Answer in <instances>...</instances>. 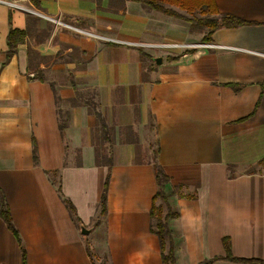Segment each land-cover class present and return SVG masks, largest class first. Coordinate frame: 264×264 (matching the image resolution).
Returning a JSON list of instances; mask_svg holds the SVG:
<instances>
[{"label": "crops", "instance_id": "crops-1", "mask_svg": "<svg viewBox=\"0 0 264 264\" xmlns=\"http://www.w3.org/2000/svg\"><path fill=\"white\" fill-rule=\"evenodd\" d=\"M39 2L0 0V189L28 264H94L88 248L108 264H163L155 164L169 177L175 264L226 256L225 239L264 263V0H215L244 24L207 41V28L135 1ZM11 29L26 36L8 59ZM33 50L50 62L44 80ZM0 264H23L1 216Z\"/></svg>", "mask_w": 264, "mask_h": 264}, {"label": "trees", "instance_id": "trees-1", "mask_svg": "<svg viewBox=\"0 0 264 264\" xmlns=\"http://www.w3.org/2000/svg\"><path fill=\"white\" fill-rule=\"evenodd\" d=\"M130 1H135L141 4L144 8L150 10H155V11L157 10L169 16H176L179 18H183L185 20L190 21L192 25L198 26L199 28H207L209 32L203 38L206 41L210 40L212 34L222 26L238 27L244 24L243 21L238 20L232 16L220 15L215 0H130ZM31 2L34 4L35 7L37 8L40 7L39 0H31ZM167 6L177 7L181 9L182 11H185L188 15H190L191 18H187L184 15H181L180 13L176 12L175 10L167 8ZM197 14L200 15L201 18H197L196 17ZM203 18L206 19L202 20ZM25 36H26V32H21L15 29L10 30L8 35V46H9V50L7 52L8 59L16 51L17 45L24 41ZM39 79L44 80V77L40 72H39ZM91 106L93 108H96L94 102H91ZM97 116L100 117V114L97 113ZM59 127L60 130H64L66 124L60 121ZM99 153H100V149L97 150V163L106 165L109 168H111L112 165L111 161H107V162L102 161L103 159L99 157L100 155ZM155 170H156L158 191L154 197L153 206L150 212V216L152 220L151 230L160 239L163 264H175L176 259L174 255V245H173L174 240L168 227V220L169 218L174 216V213L171 211V208L167 202V197L163 191V187L165 183L169 181V177L165 174L163 168L160 165L155 164ZM53 175L56 176L57 173H54ZM109 180H110V175H108L106 178L104 190L102 193L101 202H100V215H104L107 210V194H108ZM52 182H54L55 184L57 183L56 180H54L53 178H52ZM57 190L64 204L70 211L72 218H74V220L77 222L78 218L76 217V209L73 203L62 195L61 187L58 185H57ZM158 200H161L162 203L157 204ZM0 216L7 224L10 231H12L15 234V236L17 237L20 243L22 249L23 264H28L26 250L21 242L17 229L13 225L7 200L1 189H0ZM224 245L227 251L226 256L215 257L210 260H205L200 264H214L218 260H227L242 264H264L261 260H253V259L245 260V259H239L233 257V255L231 254L230 244L228 239L224 240ZM88 253L95 264V260H98V258L96 257V255L92 253V251L89 248H88Z\"/></svg>", "mask_w": 264, "mask_h": 264}, {"label": "rangeland", "instance_id": "rangeland-1", "mask_svg": "<svg viewBox=\"0 0 264 264\" xmlns=\"http://www.w3.org/2000/svg\"><path fill=\"white\" fill-rule=\"evenodd\" d=\"M197 18H201L200 15H196ZM206 18H203L202 20H205ZM38 35H42L38 33ZM44 35V34H43ZM49 61L45 58V59H42L40 57V55L38 53H36L34 50L31 52V65H32V69L33 71H35L37 74L39 72H42V69H41V64H44V65H49ZM35 74V75H37ZM107 153H108V150L107 149H102V156H107ZM264 167V166H263ZM158 204H161V200L158 201ZM97 264H108V261L105 259V258H100L98 259V262Z\"/></svg>", "mask_w": 264, "mask_h": 264}, {"label": "built area", "instance_id": "built-area-1", "mask_svg": "<svg viewBox=\"0 0 264 264\" xmlns=\"http://www.w3.org/2000/svg\"><path fill=\"white\" fill-rule=\"evenodd\" d=\"M9 4V3H8ZM14 5V4H13ZM15 7H18V8H21V9H24V10H28L24 7H21V6H18V5H14ZM28 11H31V10H28ZM131 45H134V46H139V47H156V45H152V44H140V43H130ZM183 47H185V45H182ZM200 46H203V47H209V48H214V47H217V45L215 44H200ZM162 48H172V47H180V46H176V45H168V44H164L161 46Z\"/></svg>", "mask_w": 264, "mask_h": 264}, {"label": "water", "instance_id": "water-1", "mask_svg": "<svg viewBox=\"0 0 264 264\" xmlns=\"http://www.w3.org/2000/svg\"><path fill=\"white\" fill-rule=\"evenodd\" d=\"M156 62L158 63V64H161L162 63V58H157L156 59ZM82 232H83V234H89L90 233V231L89 230H87L86 228H82Z\"/></svg>", "mask_w": 264, "mask_h": 264}]
</instances>
